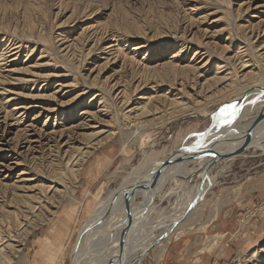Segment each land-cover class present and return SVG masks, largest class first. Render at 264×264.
I'll return each instance as SVG.
<instances>
[{
  "label": "rangeland",
  "instance_id": "1",
  "mask_svg": "<svg viewBox=\"0 0 264 264\" xmlns=\"http://www.w3.org/2000/svg\"><path fill=\"white\" fill-rule=\"evenodd\" d=\"M247 86H264V0H0V231L13 232L11 263L70 264L99 202ZM258 98L235 122L250 121ZM216 168L162 256L131 264H264V154ZM198 184L154 202L167 211ZM17 211V222L6 217ZM64 211L74 212L66 247Z\"/></svg>",
  "mask_w": 264,
  "mask_h": 264
},
{
  "label": "bare ground",
  "instance_id": "2",
  "mask_svg": "<svg viewBox=\"0 0 264 264\" xmlns=\"http://www.w3.org/2000/svg\"><path fill=\"white\" fill-rule=\"evenodd\" d=\"M11 53H14V52H11ZM197 55H198V53H197ZM10 56H13V55H10ZM202 56H203V54H202ZM174 57H176V55H174ZM204 58L205 57H203V59ZM217 66H219V65H217ZM254 87H256V86H247L245 88L242 87V89H243L242 91L246 92L247 90H250ZM249 96H251V95H249ZM248 99H249V97H247V100H245L242 105H240V104L236 105L233 103L236 106L235 111H236V109H241V107L242 108H248V103H249ZM122 103H123V101H122ZM263 106H264V98H262L261 103L257 107H255V110L248 109V110H251L249 112L250 113L249 114L250 115L249 116L250 121H248V123H246V124H239V123L235 122L233 117L230 116L229 120L231 119L233 122H231V123L228 122L226 124H225V122H223L222 129L219 131L218 134H214L215 135L214 137L217 138L219 136H224V135H228V136L243 135L246 131H248L250 126L256 120H258V119H253L254 116L256 117L257 115H259L261 117V112H262ZM100 110H102V109H100ZM129 111L124 112V115L127 114ZM217 114H218V118H219L220 111ZM139 132H141V131H139ZM137 133H138V131H137ZM114 134H116V133L112 132L111 135L113 136ZM136 135H137V137H140V136H142V133H138ZM108 138H109V136H108ZM194 139H195V137L193 139H191L190 142L186 143L184 146H186V147L189 146L190 143H192L194 141ZM252 139L253 140L249 143V147L247 148L246 151H248L249 149H252L255 152L257 150H259L260 152H262V155H263L264 154V122H263L262 126L255 132ZM230 143L231 142L228 141V143L222 142V144L215 145L214 150L218 154H220L221 152L224 153V152H228L231 150L234 151V149H237V147H239V144H236V143L230 144ZM170 153H172V152H169V154ZM244 153L242 155H239V156H234V158L227 160L225 162H233L235 158L242 157L244 155ZM205 161H208V160H205ZM205 161H203V159L197 158V159H191L190 162L174 166L168 172H166L162 176V178L158 179L155 182L153 192L151 194V198L146 197V194H143L142 198L137 197V198H139L138 202H137V200L134 201L136 198L134 200H131L133 202L131 204L130 213L132 216H135V219L130 226V230H129L130 234L128 235V238L126 239V244H125L126 246H125V252H124L123 258H122V260H123L122 264H131L132 262L135 261L136 258L139 257V255L143 256V255L149 253V251L158 252V254H160L159 258L162 256L167 245L163 244L162 242L157 243V239L163 233V226L166 223H168L169 221L177 219L178 217L183 215L184 211L187 209V207L192 202V199L194 198V196H195L196 192L198 191L200 185L198 184L195 186H190L192 188V190L190 188H188L186 190L187 192L182 189L183 192H186V195H188V197L186 198V201L184 200V197L182 198L181 196H179L182 194L177 193L179 197L178 196L174 197V199H173L174 201L172 202L171 206L169 205L170 208L167 211H163L162 208L159 207L160 204L156 205L154 203V200H156V198H158V200L160 201L163 199V197L165 195L169 196V195L173 194L174 192H176V189L178 188L176 186L177 184H181L182 182L184 184H187V181L189 179H191L192 176L195 177V175L197 173H199V172H197L198 171L197 168L202 166V164L205 163ZM161 162H162V160L159 162L151 163V164L149 163L147 169H144V171L141 174H135V172L133 171V173L130 175V177H128V179H126L120 186H118L117 190L133 187L134 184L137 182H139L141 184L146 183L147 179L152 174V171L157 169L159 167V165L161 164ZM223 162L224 161H221L220 164H222ZM220 164H218V166ZM218 170H219L218 168L215 169V171H218ZM221 170L223 172V170H225V169L222 168ZM215 171L213 170L209 175L210 182L213 184V186H215V180H216V177L218 176V174H215ZM145 174H147V175L144 177L143 175H145ZM142 176H143V178H142ZM197 176H200V175H197ZM138 180H140V181H138ZM170 184L173 187L166 190L165 188L167 187V185H170ZM206 186H205V188H206ZM190 190L192 192H189ZM162 193H164V195ZM113 194H114V191L109 195V197L107 199L104 200V202H102L103 200L100 201L98 206L94 209L93 213L89 217V219H87L82 224V226L80 227V229L78 231L80 234H81V231H83L85 228L86 229L89 228V230H88V233H85L79 241L76 255L74 258H72L73 259L72 261L74 264H109V263H112V261L115 262V258L117 257V255L119 253V246L118 245H119L121 237H122V235H121V233L123 232L122 231V228H123L122 225L125 221V216L123 213L124 202H123V199L121 200V198H119V199L117 198V200L111 201L112 207L109 209V211L107 210L109 208V203H110L109 201L111 200ZM147 198L149 201L148 202V208L146 209L147 212L146 213L143 212L141 214V207L143 206V203L145 202V200ZM151 199H153V200L151 201ZM27 203H28V201L26 202V204ZM32 208H34V207H32ZM21 209H23V207ZM23 212H24V210H22V213ZM18 215H19L18 211L12 212V213L7 212L6 217L7 218L12 217L17 222V220H19ZM6 217H5V219H6ZM188 217H190V216H188ZM190 219H191V217H190ZM187 222H189V220ZM21 225H22V223H21ZM4 232H5V234H3L0 231V264H14V263H11V258H13V257L10 258L9 256H7L10 254V252L8 253V251L5 249L6 248L5 246H8V247L10 246V244H6L9 241H6L5 236L8 235L10 237V236H12L13 232H11L10 226H6V229L4 227ZM155 233H157V234H155ZM170 233H171V231H170ZM170 233L167 236H169ZM14 236H15V234H14ZM9 239L16 241V239H14V238L13 239L9 238ZM86 242H89V245H86ZM9 248H13V247H9ZM16 249H18V248H16ZM10 250L12 253L14 252V255L16 254V252L14 250H12V249H10Z\"/></svg>",
  "mask_w": 264,
  "mask_h": 264
},
{
  "label": "water",
  "instance_id": "3",
  "mask_svg": "<svg viewBox=\"0 0 264 264\" xmlns=\"http://www.w3.org/2000/svg\"><path fill=\"white\" fill-rule=\"evenodd\" d=\"M249 95H256L259 98L258 99H262L264 98V86L261 87H254L250 90H247L246 92H243L242 94L239 95V97L233 99V101L231 102V104H240L242 105L244 103L245 100H247V97H250ZM229 104V103H228ZM219 109V108H218ZM218 110L216 112H214L213 114H211L209 116L210 118V122L207 128L204 129L203 131V135L202 136H197L195 135V139L192 143H190L189 146H181L178 149H176L174 152L168 154L166 156V158L164 160H162L161 164L159 165V167L155 170L152 171V174L150 175V177L147 179L146 183L141 184L139 182L135 183L133 187H129V188H125V189H121V190H115L114 194L111 198V200L109 201V208L107 209L109 211V209L112 207V202L114 200H117V198H121V200L123 199L124 202V208H123V213L125 216V221L123 223V228H122V237L119 243V253L117 255V257L115 258V262L112 261V263L109 264H122L123 263V254L125 252V244H126V239L128 238V235L130 234V226L133 223L135 216H132L130 213V208H131V204L135 198L140 197L142 198L143 194H146V197L151 198V194L153 192V188H154V184L155 182L162 178V176L168 172L171 168H173L176 165H181L183 163H187L190 162L191 159H203V161H205V163L202 164V166H200L199 168H197V173L195 175V177L198 178L199 181V189L196 192L194 198L192 199V202L190 203V205L187 207V209L184 211L183 215L178 217L177 219H174L172 221H169L168 223H166L163 226V233L162 235L157 239V243L158 242H162L164 241V239L167 237V235L170 233V231L174 230V228H176L178 226V224H180L182 221H184L192 212V210L199 205L200 203L203 202L204 197L206 196L207 192L213 187V184L210 182V173L213 171V169L215 167L218 166V164H220L221 161H227L230 160L232 158H234V156H239L242 155L244 152H246L247 148L249 147V143L253 140V136L255 134V132L262 126L263 122H264V106L262 107V112H261V117H255L253 119H258L256 120L248 129V131H246L243 135H239V136H228V135H224V136H219V137H214V134H218L219 131L222 129V125L223 122L226 118V116H228V113H224L223 114V119H221L220 117L218 118ZM252 119V120H253ZM254 121V120H253ZM231 142L230 144H239V147H237V149L228 151V152H224V153H220L218 154L215 150H214V146L215 145H219L222 144V142H226L228 143ZM199 144L200 146L198 148H196L194 151L192 152H186L184 149L185 148H190L193 147L194 145ZM149 171V170H148ZM147 174L143 175L144 177ZM193 175V174H192ZM200 175V176H197ZM142 176V178H143ZM194 178V176L191 177V179ZM191 179H189L187 182H190ZM140 181V180H138ZM207 185V186H206ZM206 186V188H205ZM112 193V192H111ZM110 193V194H111ZM109 194V195H110ZM109 195L104 198L107 199L109 197ZM104 200L102 202H104ZM148 198L145 200V202L143 203V206L141 207V214L144 212L146 213V209L148 208ZM136 215V214H135ZM89 228H85L83 231H81V234L78 233L77 237H76V241L74 243V248L71 252V256H70V264H74L73 263V259L76 255L77 249H78V244L80 239L82 238V236L85 233H88ZM86 245H89V242H86Z\"/></svg>",
  "mask_w": 264,
  "mask_h": 264
},
{
  "label": "snow or ice",
  "instance_id": "4",
  "mask_svg": "<svg viewBox=\"0 0 264 264\" xmlns=\"http://www.w3.org/2000/svg\"><path fill=\"white\" fill-rule=\"evenodd\" d=\"M235 105L234 104H229L226 108H221L220 109V118L223 119V114L224 113H229V115L231 117H235ZM229 123L233 122L231 119L228 121ZM194 135H197V136H202L203 135V132H200V133H195ZM200 145L199 144H196L194 145L193 147H190V148H185L184 150L186 152H192L194 151L196 148H198Z\"/></svg>",
  "mask_w": 264,
  "mask_h": 264
},
{
  "label": "crops",
  "instance_id": "5",
  "mask_svg": "<svg viewBox=\"0 0 264 264\" xmlns=\"http://www.w3.org/2000/svg\"><path fill=\"white\" fill-rule=\"evenodd\" d=\"M215 170V169H214ZM171 188V187H170ZM169 189V188H168ZM137 199V198H136ZM155 203V202H154ZM153 203V204H154ZM156 204V203H155ZM71 215H73L74 216V212L72 213H66L65 211H64V215H63V217H64V222H65V230L64 231H66L67 232V234L66 235H63L62 237H59L58 239H59V243L60 244H62V247H66V245H67V243H68V241L70 240V236H71V234L73 233L72 232V229H73V226L72 227H70V228H68V226H67V223H68V221H69V219H71L70 218V216ZM65 249V248H64Z\"/></svg>",
  "mask_w": 264,
  "mask_h": 264
}]
</instances>
